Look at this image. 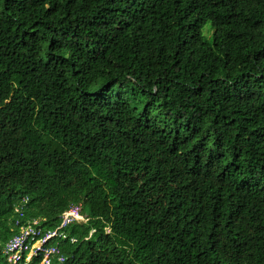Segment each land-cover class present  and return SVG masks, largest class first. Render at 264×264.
<instances>
[{
  "label": "trees",
  "instance_id": "16d2710c",
  "mask_svg": "<svg viewBox=\"0 0 264 264\" xmlns=\"http://www.w3.org/2000/svg\"><path fill=\"white\" fill-rule=\"evenodd\" d=\"M77 201L60 264H264V0H0V264Z\"/></svg>",
  "mask_w": 264,
  "mask_h": 264
},
{
  "label": "built area",
  "instance_id": "2783aa9c",
  "mask_svg": "<svg viewBox=\"0 0 264 264\" xmlns=\"http://www.w3.org/2000/svg\"><path fill=\"white\" fill-rule=\"evenodd\" d=\"M15 209L20 211L18 206ZM18 214L23 215L21 212ZM58 216V224L47 229L43 225L45 217L17 218L1 249L7 264H60L64 261L58 240L52 242V239H66L65 227L73 222L86 221L88 214L82 202L77 201L71 202ZM70 240L75 241L76 238L71 237Z\"/></svg>",
  "mask_w": 264,
  "mask_h": 264
},
{
  "label": "rangeland",
  "instance_id": "374dc122",
  "mask_svg": "<svg viewBox=\"0 0 264 264\" xmlns=\"http://www.w3.org/2000/svg\"><path fill=\"white\" fill-rule=\"evenodd\" d=\"M208 27H210V24L209 23H207L205 26H204V28H203V34L206 36V37H208V35H207V33H206V29H208ZM58 239L57 238H54V239H52V242H56Z\"/></svg>",
  "mask_w": 264,
  "mask_h": 264
}]
</instances>
